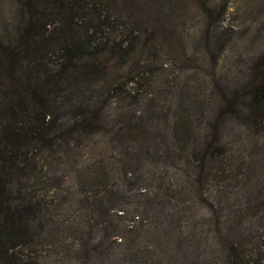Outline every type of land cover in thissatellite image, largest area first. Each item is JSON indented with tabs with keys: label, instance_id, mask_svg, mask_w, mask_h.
Instances as JSON below:
<instances>
[{
	"label": "rangeland",
	"instance_id": "rangeland-1",
	"mask_svg": "<svg viewBox=\"0 0 264 264\" xmlns=\"http://www.w3.org/2000/svg\"><path fill=\"white\" fill-rule=\"evenodd\" d=\"M70 5L45 1L38 15L54 22ZM32 13L37 8L22 0H0V113L6 121L37 125L32 103L17 105L26 67L40 77L68 51L81 62L98 61L104 73L84 86L76 109L93 104L96 126L82 132L60 125L66 134L39 142L44 151L37 139L26 146L28 165L13 187L30 200L35 227L15 255L40 264H85L79 241L91 248L99 235L107 236L102 255L86 264H119L122 249L135 255L125 264H230L231 238L256 257L263 252L264 109L229 98L245 90L264 55V0H76L69 19L79 15L73 21L83 49L64 46V34L56 31L36 63L35 43L19 32ZM10 51L17 60L9 75L17 82L25 74L17 91L8 88L3 57ZM213 132L212 147L223 152L204 163L212 166L206 172L193 153ZM103 196L107 203H99ZM151 198L174 206L177 222L154 220ZM37 207L46 234L39 240ZM104 207L110 209L103 213ZM237 227L233 238L228 230Z\"/></svg>",
	"mask_w": 264,
	"mask_h": 264
},
{
	"label": "trees",
	"instance_id": "trees-1",
	"mask_svg": "<svg viewBox=\"0 0 264 264\" xmlns=\"http://www.w3.org/2000/svg\"><path fill=\"white\" fill-rule=\"evenodd\" d=\"M45 1L47 3L57 2V0H22L30 10L37 8V14L32 13L23 22L24 26L19 31L22 38L31 39L35 43L34 48L31 49L36 56L35 63L39 58L38 52L41 50L45 40L56 31L64 34V37H61L64 46L76 48L81 45L80 49H83V42H80L82 38L76 36L79 31L76 29V26L79 24L76 23L77 21H73V18L79 15L74 16L71 20L69 19L70 11L75 6L76 0H71L70 7H63L60 10L61 16L54 22L44 18V15H38V10ZM54 7L57 8L56 3ZM49 14V12L46 14L47 17ZM51 24L52 27L50 28ZM27 49V46H24V50ZM3 58H6V64L8 65L7 79L11 81V85L9 84L8 88L12 87L13 91H17L14 85H17V82L23 80L25 76L24 74L22 78L15 82L17 77L9 75V69L13 68L16 64L17 55L13 51H10L5 53ZM74 58L72 53L66 51L63 54V60L60 62V65L58 63L56 69L49 73L46 68H43L40 70V77L37 78L33 77L32 67L25 68L27 76H25L23 86L20 88L22 91L19 90L23 92V95L16 96L18 100L17 105L24 104L26 107L31 102L32 109L37 116V125L30 124L29 122L28 124L23 123V125L17 124L15 120L11 119L6 121L5 114L0 113V264H40L38 261L19 258L13 252V249L17 245L28 243L34 235L33 230L35 225L31 223L30 200H26V195L21 194L20 190L15 191V187H13L17 184L14 182L24 176L23 170L28 165L26 158L28 150L26 146L29 144V141L37 139L38 150L42 152L45 150V147L44 145L39 146V142L45 143L48 138L53 136L54 143L56 139H60L58 135H62L61 133L63 132L59 129L60 125L64 127L71 125L74 129L85 132L86 129L92 128L98 123V109H95L93 104L88 103L86 105L85 109L87 111L84 110L76 113V109H80L81 103L84 101L82 99L84 86L90 83L92 79H97L96 77L103 74L104 70L101 69L98 61L94 62V60L87 59L81 62L80 58ZM260 59L261 61L257 63L253 71L251 82L243 92L231 95L230 101L234 100L235 103L245 104L246 106L260 103L259 110L264 109V55ZM62 79H64L63 82ZM223 97L225 101L228 99L227 95ZM59 110L66 113L58 117L56 115H58ZM50 127H55V132L57 130L61 132L54 134V130H50ZM49 132L54 135L50 136ZM211 135V138L214 140L210 138V140L206 141L201 152L195 151L193 153L194 160L199 163L198 166L202 167V171L207 170L206 172H210L212 166H206L204 163L212 162L216 155H220L223 152L221 147H218L221 151L213 149L212 146L217 134L213 132ZM142 188L140 192H144V195H147V189L145 187ZM13 194L16 197H13ZM155 196L156 194L153 198ZM15 198L17 201L14 202L13 199ZM104 199L106 203L108 202V197L103 196L100 198L99 203ZM150 201H153L151 209L153 210L154 220L158 222L163 220L164 223H167V226L177 222L178 211H175L174 206H169L168 202L163 198L154 200L151 198ZM107 209L110 208L104 207L103 213L107 212ZM136 215L138 216V214ZM172 230H176V228L172 227ZM238 230L239 227L233 231L229 229L228 233L235 238ZM45 235V218L37 207V240L42 239ZM112 237L114 239L120 238L118 234L112 235ZM122 238L125 240L123 236ZM106 239V235H99L92 243L91 248L87 247V240L84 245L81 239L78 247L84 253L82 257L85 261L82 263L86 264L91 256L102 255L100 249L103 247L102 243ZM240 247L241 245L238 244V241L231 238L229 247L230 264H264V251L256 252L258 255L256 257L254 255L255 252H252L250 249L240 250ZM86 252L87 256H85ZM134 256L132 251L122 249L119 255L115 256V261L119 264H125L126 257H130L127 258L128 261H133Z\"/></svg>",
	"mask_w": 264,
	"mask_h": 264
}]
</instances>
